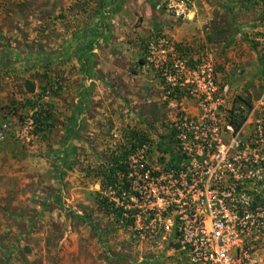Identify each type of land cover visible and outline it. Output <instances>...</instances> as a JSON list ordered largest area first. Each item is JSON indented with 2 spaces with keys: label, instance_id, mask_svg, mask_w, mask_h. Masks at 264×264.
I'll return each mask as SVG.
<instances>
[{
  "label": "rangeland",
  "instance_id": "1",
  "mask_svg": "<svg viewBox=\"0 0 264 264\" xmlns=\"http://www.w3.org/2000/svg\"><path fill=\"white\" fill-rule=\"evenodd\" d=\"M185 117L264 124V0H0V264H182L101 181L124 152L165 166Z\"/></svg>",
  "mask_w": 264,
  "mask_h": 264
},
{
  "label": "built area",
  "instance_id": "2",
  "mask_svg": "<svg viewBox=\"0 0 264 264\" xmlns=\"http://www.w3.org/2000/svg\"><path fill=\"white\" fill-rule=\"evenodd\" d=\"M176 67L191 76L188 84H204L207 96L216 92L211 65ZM170 136L173 157L165 166L126 160L123 196L140 203L138 226L169 231L182 264H264V124L245 134L244 126L185 117Z\"/></svg>",
  "mask_w": 264,
  "mask_h": 264
},
{
  "label": "trees",
  "instance_id": "3",
  "mask_svg": "<svg viewBox=\"0 0 264 264\" xmlns=\"http://www.w3.org/2000/svg\"><path fill=\"white\" fill-rule=\"evenodd\" d=\"M29 91L31 93L35 91V86L33 84H29ZM231 124L237 125L238 127L242 126V123L237 124L236 121L231 122ZM138 141L140 142V144H138L140 147L146 140L145 138H138ZM138 145L133 144L132 148H137ZM127 156L128 153L124 152L122 156H114L107 162L105 165V172H103V180L101 181L102 191H105L106 194L110 193V191H114L117 194V196L106 195L103 197L101 207L104 208L107 213H116L120 217L125 213L123 193L127 189V185L125 184ZM111 208L113 210H111Z\"/></svg>",
  "mask_w": 264,
  "mask_h": 264
}]
</instances>
